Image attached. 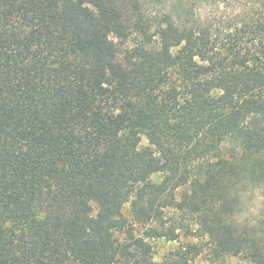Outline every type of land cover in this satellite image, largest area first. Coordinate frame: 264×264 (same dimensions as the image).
Masks as SVG:
<instances>
[{
  "label": "trees",
  "instance_id": "trees-1",
  "mask_svg": "<svg viewBox=\"0 0 264 264\" xmlns=\"http://www.w3.org/2000/svg\"><path fill=\"white\" fill-rule=\"evenodd\" d=\"M249 186L264 0H0V264H264Z\"/></svg>",
  "mask_w": 264,
  "mask_h": 264
},
{
  "label": "rangeland",
  "instance_id": "rangeland-1",
  "mask_svg": "<svg viewBox=\"0 0 264 264\" xmlns=\"http://www.w3.org/2000/svg\"><path fill=\"white\" fill-rule=\"evenodd\" d=\"M114 38V37H113ZM117 40V38H115ZM144 144H147V140L144 139ZM239 211L237 218L241 222H247L254 224L258 221L262 213L264 212V186L242 188L239 193ZM124 212L127 216H130V204L125 205ZM198 240L194 237L185 238L181 236L179 241H166L159 240L156 244V257L157 261L162 260L163 256L170 250L186 244L195 243ZM194 264H251L247 259L242 256H226L223 258H215L209 248H205L203 253L197 256L194 260Z\"/></svg>",
  "mask_w": 264,
  "mask_h": 264
}]
</instances>
